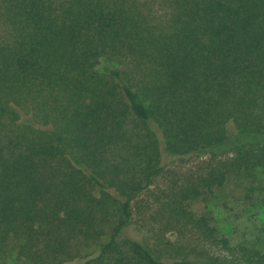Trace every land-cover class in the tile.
I'll use <instances>...</instances> for the list:
<instances>
[{
  "label": "trees",
  "instance_id": "trees-1",
  "mask_svg": "<svg viewBox=\"0 0 264 264\" xmlns=\"http://www.w3.org/2000/svg\"><path fill=\"white\" fill-rule=\"evenodd\" d=\"M263 135L264 0H0V264H264ZM231 185L240 238L194 209Z\"/></svg>",
  "mask_w": 264,
  "mask_h": 264
},
{
  "label": "rangeland",
  "instance_id": "rangeland-1",
  "mask_svg": "<svg viewBox=\"0 0 264 264\" xmlns=\"http://www.w3.org/2000/svg\"><path fill=\"white\" fill-rule=\"evenodd\" d=\"M231 139L226 145L221 148L225 154L230 153L231 143L235 140H245L246 138L236 133L234 126H230ZM264 139V135L261 136ZM203 157L195 158L192 161L181 162L179 160H169V168L172 170H183L187 168H195L200 164ZM171 173L159 181L157 185L152 188L151 192L145 193L138 197L134 203V221L129 227V232L135 236H148L150 228L153 227L151 221V214L154 213L156 207L153 194L161 195V191L168 188L169 178ZM243 189L237 188L234 185L229 186L224 192H217L214 197L208 202H199L194 205V209L198 214L204 211H210L214 217V223L218 226L219 230L227 235L240 238L242 234L259 222L257 210L252 207L250 202L245 201L242 197ZM169 237L174 239V233H169ZM83 260H74L69 264H82Z\"/></svg>",
  "mask_w": 264,
  "mask_h": 264
}]
</instances>
